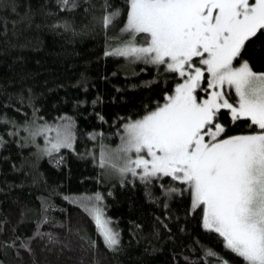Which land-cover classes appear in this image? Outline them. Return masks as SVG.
Listing matches in <instances>:
<instances>
[{
    "label": "trees",
    "instance_id": "trees-1",
    "mask_svg": "<svg viewBox=\"0 0 264 264\" xmlns=\"http://www.w3.org/2000/svg\"><path fill=\"white\" fill-rule=\"evenodd\" d=\"M15 3V11L0 7V239L15 240V246H0V264H209L215 257L205 256L201 244L239 264L217 234L185 215L186 199L173 197L166 210L158 184L151 191L159 199H149L139 179L121 184L101 168L99 134L105 145H117L123 123L118 117L142 114L165 87L163 76L153 79L152 65L104 55L106 43H117L111 37L122 25L115 24L106 37L93 18L102 14L103 0H77L73 10L59 9L57 0ZM109 3L125 6V0ZM59 19L69 20L75 32L57 25ZM246 58L264 71V44L258 41ZM34 109L40 123L70 117L73 148H61L50 158L26 143L22 125L33 119ZM39 141L43 146L41 136ZM97 191L121 232L118 251L104 245L92 217L76 202Z\"/></svg>",
    "mask_w": 264,
    "mask_h": 264
},
{
    "label": "snow or ice",
    "instance_id": "snow-or-ice-1",
    "mask_svg": "<svg viewBox=\"0 0 264 264\" xmlns=\"http://www.w3.org/2000/svg\"><path fill=\"white\" fill-rule=\"evenodd\" d=\"M57 5L73 10L77 0H57ZM0 7L15 11V0H0ZM100 7L102 14L93 18L106 37L111 27L122 25L111 37L117 43H106L104 55L152 65L153 79L163 76L165 84L162 97L145 105L142 114L118 117L123 123L114 148L99 134L101 168L118 175L121 184L139 179L149 199H159L151 191L158 184L166 210L173 197L186 199L185 215L197 219L207 233L217 234L239 264H264V71L246 58L258 41L264 44V0H125L123 8L103 0ZM56 24L75 32L67 19ZM35 112L22 125L26 143L36 144L50 158L61 147L72 148L70 117L40 123ZM9 134L16 135L11 130ZM40 135L43 146L36 141ZM103 200L97 191L76 202L93 218L104 245L118 251L121 232L106 214ZM4 245L15 246V240L5 235L0 239ZM201 250L215 257L209 264H229L203 244Z\"/></svg>",
    "mask_w": 264,
    "mask_h": 264
},
{
    "label": "rangeland",
    "instance_id": "rangeland-1",
    "mask_svg": "<svg viewBox=\"0 0 264 264\" xmlns=\"http://www.w3.org/2000/svg\"><path fill=\"white\" fill-rule=\"evenodd\" d=\"M55 124V123H54ZM52 136H54L55 135V133H52L51 134ZM41 136V138H42V144L44 145V143H45V139H44V135H40ZM40 136H37L36 137V141H37V144H39L40 145V141H39V137ZM74 141H75V138H74ZM74 141H73V146H74ZM120 142V141H119ZM73 146H72V148H73ZM116 146V145H115ZM115 146H113L112 148H114ZM61 148H68V147H61ZM60 148V149H61ZM110 176H112V177H119L118 175H115V174H112V175H110ZM84 197H86V196H84ZM83 198V197H82ZM80 204V203H79ZM93 219V218H92Z\"/></svg>",
    "mask_w": 264,
    "mask_h": 264
}]
</instances>
